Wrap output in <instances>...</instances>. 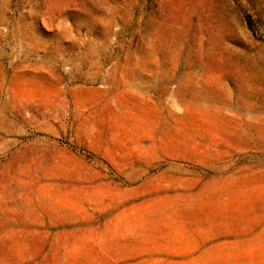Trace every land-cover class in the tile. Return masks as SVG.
Masks as SVG:
<instances>
[{
  "label": "rangeland",
  "instance_id": "1",
  "mask_svg": "<svg viewBox=\"0 0 264 264\" xmlns=\"http://www.w3.org/2000/svg\"><path fill=\"white\" fill-rule=\"evenodd\" d=\"M0 264H264V0H0Z\"/></svg>",
  "mask_w": 264,
  "mask_h": 264
}]
</instances>
